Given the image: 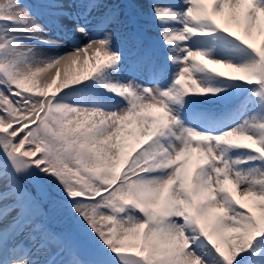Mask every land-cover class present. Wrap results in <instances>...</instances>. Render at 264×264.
<instances>
[{"label": "snow or ice", "instance_id": "obj_1", "mask_svg": "<svg viewBox=\"0 0 264 264\" xmlns=\"http://www.w3.org/2000/svg\"><path fill=\"white\" fill-rule=\"evenodd\" d=\"M0 264H264V0H0Z\"/></svg>", "mask_w": 264, "mask_h": 264}, {"label": "bare ground", "instance_id": "obj_2", "mask_svg": "<svg viewBox=\"0 0 264 264\" xmlns=\"http://www.w3.org/2000/svg\"><path fill=\"white\" fill-rule=\"evenodd\" d=\"M81 70H83V66H81Z\"/></svg>", "mask_w": 264, "mask_h": 264}, {"label": "rangeland", "instance_id": "obj_3", "mask_svg": "<svg viewBox=\"0 0 264 264\" xmlns=\"http://www.w3.org/2000/svg\"><path fill=\"white\" fill-rule=\"evenodd\" d=\"M27 2V1H26ZM176 2H178V0H176Z\"/></svg>", "mask_w": 264, "mask_h": 264}]
</instances>
